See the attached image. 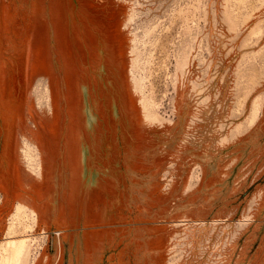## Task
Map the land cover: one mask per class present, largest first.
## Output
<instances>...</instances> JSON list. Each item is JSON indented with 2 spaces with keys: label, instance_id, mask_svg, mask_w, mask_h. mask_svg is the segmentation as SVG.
Returning <instances> with one entry per match:
<instances>
[{
  "label": "rangeland",
  "instance_id": "obj_1",
  "mask_svg": "<svg viewBox=\"0 0 264 264\" xmlns=\"http://www.w3.org/2000/svg\"><path fill=\"white\" fill-rule=\"evenodd\" d=\"M0 264H264V0H0Z\"/></svg>",
  "mask_w": 264,
  "mask_h": 264
}]
</instances>
